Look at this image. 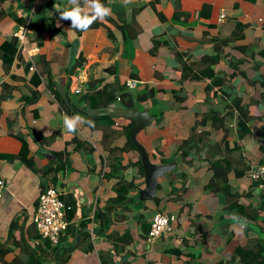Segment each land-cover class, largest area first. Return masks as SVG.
Masks as SVG:
<instances>
[{
  "label": "crops",
  "instance_id": "0c3cea01",
  "mask_svg": "<svg viewBox=\"0 0 264 264\" xmlns=\"http://www.w3.org/2000/svg\"><path fill=\"white\" fill-rule=\"evenodd\" d=\"M100 2L111 15L78 31L57 11L70 8L68 0H0V264H229L235 247L257 233L234 231L209 158L236 144L228 182L241 194L251 189L245 202L258 204L264 183L253 187L247 171L262 164L264 127L238 137L239 115L230 105L233 97L242 104L253 100L249 124L258 117L264 124V0ZM47 18L58 30L36 32ZM20 26L26 27L27 53L13 36ZM220 40L229 42L211 65L208 56ZM10 46L12 59L3 56ZM209 68L214 74L202 75ZM221 76L227 78L217 83L214 78ZM128 79L136 80L134 88L125 85ZM90 82L95 90L111 89L117 106L118 96L130 93L134 106L154 117L137 140L152 162L174 163L158 179L154 198L139 199L145 176L123 130L132 120L91 119L99 116H90L89 108L102 107L85 98ZM85 87V93H74ZM76 115L94 126L81 124L68 133L64 118ZM48 186L57 187L68 206V226L56 245L42 241L32 223ZM157 212L175 219L160 237L148 240Z\"/></svg>",
  "mask_w": 264,
  "mask_h": 264
},
{
  "label": "trees",
  "instance_id": "16d2710c",
  "mask_svg": "<svg viewBox=\"0 0 264 264\" xmlns=\"http://www.w3.org/2000/svg\"><path fill=\"white\" fill-rule=\"evenodd\" d=\"M54 0H47V2H51ZM174 17H177V14L174 15ZM98 22L93 23L92 25H97ZM239 30V27L236 26ZM55 31L58 30V28L55 26L53 18H47L41 21L39 25L35 27V31L38 33H42L43 31ZM236 36H240L239 34H236ZM129 36V35H128ZM129 38V37H128ZM229 42V40H220L218 42V48L217 52L214 55L208 56V59L211 63V65L216 64L219 62V52L220 47L222 45H225ZM156 46V44H155ZM4 57H8V59H12L14 56V49L10 46L9 49H6L3 51ZM7 55V56H6ZM260 55L264 57V53L261 52ZM178 59H181L180 56L176 55ZM76 65V62L74 63ZM213 70L211 68L207 69L206 71L202 72V75L205 77H211L213 75ZM243 72H241V75ZM234 73L228 74L229 77H232ZM227 76L214 78L215 81L218 83H222ZM214 81V80H213ZM261 85L264 84V73L262 74V81L260 83ZM48 88L54 93L55 97L59 98L58 91L56 90L54 83L52 81H48L47 83ZM89 92L85 95V98L88 100L89 104L92 105V107H105L108 104L114 102L117 99V96L113 95V91L109 88H102V89H94V83H89L88 86ZM264 100V97H261V100ZM251 104H242L239 97H233L231 99V106H234L236 108V111L238 112V119L236 121V131L238 137L242 138L246 135L251 134V131L254 129L256 132H258V129H261V127H264L263 123L261 122V118L258 117V123L249 124L251 122V119L254 117L252 114V111L255 109V105H257L256 102L253 100L250 101ZM251 105V106H250ZM254 107V108H253ZM253 108V109H252ZM81 114H85V111H78ZM253 116V117H252ZM107 118L111 119V117L108 116H99V117H93L91 119H102ZM223 122V120H220V124ZM134 126L133 121H129V124L124 127V133L127 137V146L135 150L134 145L128 138V133ZM260 132V130H259ZM261 134V132H260ZM201 139V138H200ZM191 140L193 138H190L188 140V144L186 147H184L181 151V156L185 157L190 149L191 146ZM211 145H209L210 147ZM213 146H217V144H213ZM237 148L236 144L233 145L232 148H229V146H226V154H213L209 158L210 163V169L212 170V178H213V184H217L218 186V192L222 195V209L227 211L230 214L236 215L238 217L245 218L247 221V224L245 228H249L250 230H255L257 233V236L254 240L248 239L247 243L245 245H238L235 247L233 254L231 256V259L229 260V264H264V190L260 193V201L258 204H252L250 202H245L247 199L252 196V190H248L247 193H238L236 191L231 190V186L228 182V173L233 169L232 162L229 157V154L234 151V149ZM3 156H0V158ZM26 161H29L28 159H25ZM260 163H264V158L260 160ZM137 164H140L139 161H137ZM141 170V169H140ZM236 176L240 175V172H235ZM259 182H253L252 186L255 187L258 185ZM119 195V194H118ZM244 200H240L242 198ZM120 198H118L119 200ZM246 199V200H245ZM66 205V204H65ZM40 238V237H39ZM42 241H45L41 239ZM60 241V237L58 242ZM46 242H48L46 240ZM32 264V263H31Z\"/></svg>",
  "mask_w": 264,
  "mask_h": 264
},
{
  "label": "built area",
  "instance_id": "2783aa9c",
  "mask_svg": "<svg viewBox=\"0 0 264 264\" xmlns=\"http://www.w3.org/2000/svg\"><path fill=\"white\" fill-rule=\"evenodd\" d=\"M225 18L224 10H220L218 20L223 21ZM259 22L262 18L257 19ZM26 27L20 26L14 32L13 36L18 41V47L21 51L28 52V42L26 40ZM128 88L136 86V80L128 79L125 82ZM87 88H75L74 93H85ZM250 181L264 183V164H259L255 167H250L247 171ZM2 180H0V196L2 193ZM68 206L60 198V191L57 187L48 186L44 188L39 197L35 212L32 215V223L38 231L40 239L47 240L51 244L58 243L60 235L68 226V221L65 218V211ZM175 219V216L157 212L151 219L150 228L148 230V240H153L160 237L164 232L169 229V224Z\"/></svg>",
  "mask_w": 264,
  "mask_h": 264
},
{
  "label": "water",
  "instance_id": "95a60500",
  "mask_svg": "<svg viewBox=\"0 0 264 264\" xmlns=\"http://www.w3.org/2000/svg\"><path fill=\"white\" fill-rule=\"evenodd\" d=\"M59 90L66 104L69 105L64 89L59 88ZM118 102L121 106H117L116 103L113 102L102 108H89L88 113L90 116H113L115 118H126L134 121L135 125L129 131L128 138L138 152L142 171L145 176V186L143 189L139 190V199L142 201L150 200L155 196L158 187V179L162 178L166 172L170 171L174 167V163L159 164L152 162L146 148L137 140L136 135L138 131L149 125L154 117L151 116L146 109L138 110L134 106L131 94L128 92L121 93L118 96Z\"/></svg>",
  "mask_w": 264,
  "mask_h": 264
},
{
  "label": "clouds",
  "instance_id": "9594fccd",
  "mask_svg": "<svg viewBox=\"0 0 264 264\" xmlns=\"http://www.w3.org/2000/svg\"><path fill=\"white\" fill-rule=\"evenodd\" d=\"M130 2L131 0H124L125 4ZM68 4L71 5L70 8L57 9V11L60 13V19L70 21V30L87 31L94 22L104 21L111 15V9L102 4L100 0H68ZM81 124L94 126L93 121L80 115L64 118V128L70 134H75ZM232 219L236 222L234 231L238 235L242 234L247 224L246 219L236 215H233Z\"/></svg>",
  "mask_w": 264,
  "mask_h": 264
}]
</instances>
